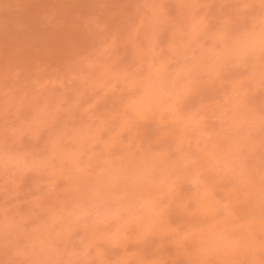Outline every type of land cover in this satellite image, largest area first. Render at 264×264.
I'll list each match as a JSON object with an SVG mask.
<instances>
[{"label": "rangeland", "instance_id": "rangeland-1", "mask_svg": "<svg viewBox=\"0 0 264 264\" xmlns=\"http://www.w3.org/2000/svg\"><path fill=\"white\" fill-rule=\"evenodd\" d=\"M33 233L264 264V0H0V264Z\"/></svg>", "mask_w": 264, "mask_h": 264}, {"label": "clouds", "instance_id": "clouds-1", "mask_svg": "<svg viewBox=\"0 0 264 264\" xmlns=\"http://www.w3.org/2000/svg\"><path fill=\"white\" fill-rule=\"evenodd\" d=\"M48 249L46 238L39 233H33L28 237V243L25 246L27 258L16 259L13 264H49L43 259ZM15 255V253H14Z\"/></svg>", "mask_w": 264, "mask_h": 264}]
</instances>
